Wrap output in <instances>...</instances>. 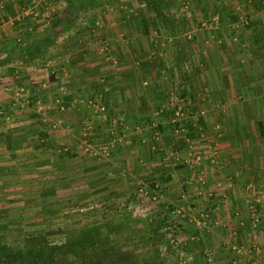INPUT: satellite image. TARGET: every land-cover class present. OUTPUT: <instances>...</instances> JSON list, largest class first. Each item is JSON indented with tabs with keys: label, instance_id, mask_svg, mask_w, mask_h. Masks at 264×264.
Here are the masks:
<instances>
[{
	"label": "crops",
	"instance_id": "obj_1",
	"mask_svg": "<svg viewBox=\"0 0 264 264\" xmlns=\"http://www.w3.org/2000/svg\"><path fill=\"white\" fill-rule=\"evenodd\" d=\"M37 1L40 14L33 18L27 12L22 16L19 0H0V170L15 172L31 161L35 140L46 134H53L51 142L65 141L64 136L58 138L55 131L47 130L42 114H47L50 122L67 117L72 121L79 116L86 96H94L98 104L117 112L105 120L108 138L102 143L104 147L99 146L111 154L106 167H120L126 160V168L145 171L147 160L143 154L150 142L146 129L154 125L144 127L148 119L141 120L145 116L140 111L155 101L157 96L147 98V91L155 89L158 94L157 89L163 85L159 72L163 66H157V72H145L144 68L143 74L135 66L137 61H144L148 51H144V39L133 33L131 21L125 20L124 24L129 35L135 36L132 41L140 40L141 48L135 43L134 47L128 45V39L113 38V18L109 14L101 19L87 17L83 24L60 18L69 5L79 4L82 8L89 5L88 0L84 4L80 0ZM216 9L221 15L218 25L201 35V68L196 78L200 90L197 85L192 92L200 93L198 103L204 109L198 117L200 134L190 126L181 141L174 138L170 143L163 139L165 130L159 126L157 144L163 143V151H171L173 159L161 162L159 157L154 165L167 166L166 171L179 165L175 184L185 180L181 187L188 189L187 198L193 204L202 202L205 207H195L199 211V207L204 208L201 214L212 217L198 239L206 248L203 253L211 251L213 264H264V205L258 214L249 209L256 197L264 196V0H218ZM244 18L249 28L239 24ZM160 23L151 22L156 26ZM136 24L138 32L143 33L149 19L139 18ZM212 39L217 40L214 49L208 48ZM160 46L158 57L167 53L171 56L161 42ZM130 65L132 68L126 69ZM145 78L150 80L148 88H143ZM22 87L27 94L17 95ZM67 106L72 109L66 110ZM1 109H5L3 113ZM68 121L58 134H69L72 126ZM116 121L127 138L120 148L112 150L108 139L116 134ZM94 130L90 142L99 135ZM262 217L254 227L253 222ZM234 244L240 255L230 252ZM197 254L194 252L192 263H206Z\"/></svg>",
	"mask_w": 264,
	"mask_h": 264
},
{
	"label": "rangeland",
	"instance_id": "obj_2",
	"mask_svg": "<svg viewBox=\"0 0 264 264\" xmlns=\"http://www.w3.org/2000/svg\"><path fill=\"white\" fill-rule=\"evenodd\" d=\"M80 1L84 4L87 0ZM88 1L89 5L84 4L82 8L79 4L69 5L60 18L83 24L87 17L100 16L101 19L109 14L113 18V38L128 39V45L134 47L137 44L141 48L140 40L132 41L135 36L129 35L124 24L129 20L133 24V33L145 41L144 51H148L143 62L137 61L133 65L142 71L141 74L144 68H147L145 72L150 69L157 72L156 67L163 66L159 71L163 85L157 89L158 94L155 89L147 91V98L157 96L155 101L145 104L140 111L145 116L141 120L148 119L143 122L144 127L154 125L146 129L150 132V142L146 152L142 153L148 161L147 168L145 165V171L133 170V166L126 168L123 164H127L126 160L121 163L123 165L119 164L120 167H106L111 154L99 146L104 147L102 143L108 138L105 120L117 112L98 104L94 96H86L79 116L72 121L67 117L62 118L63 121L59 118L50 122L46 119L47 114H42L41 120L48 126L47 130L55 131L58 138L64 136L65 141L61 144L56 140L51 142L53 134H46L35 140L31 161L21 164L15 172L14 169L0 170V246L6 248V252H0V264H23L28 250L42 251L34 264H193L194 252L199 253L201 261L206 259L202 264H213L210 247L203 253L206 248L201 247L202 242L198 239L212 217L201 214L205 207L202 202L193 204L187 198L188 189L185 191L186 188L181 187L185 180L175 184V169L179 165H172L166 171L167 166L162 168L164 165H154V162L159 157L161 162L173 159L171 151H163V143L158 142L161 147L157 150L159 126L165 130L163 139H169L170 143L175 139L181 141L179 139L190 126L194 133L200 134L198 117L204 109L198 103L200 93L192 92L197 85L200 90L196 78L201 68V35L203 37L205 30L212 32L221 16L216 9L218 0H153L160 14L138 0ZM25 12L21 7L22 16ZM139 18L149 19L143 33L137 29ZM155 20L161 23L152 25ZM239 24L244 29L250 26L245 18ZM212 40L208 48L214 49L217 40ZM160 42L169 49L171 56L164 49L167 55L158 57L157 50L162 48ZM212 49L209 50L215 58ZM113 63L117 64L115 58ZM130 68L131 65L126 66V69ZM143 81V88H148L150 80L145 78ZM152 91H155L154 95ZM100 107L104 109L100 110ZM11 108L14 110L11 106L9 110ZM70 109L72 106H67L66 110ZM67 119L72 132L58 134ZM91 121L93 124L88 123ZM173 124H176L174 129ZM114 125L112 131L116 134L108 139L112 150L120 148L127 138L125 129H119L118 121ZM93 128L99 135L92 137L90 142ZM141 175L144 178H139ZM195 205L202 206L199 207L201 211ZM263 205L264 201L261 204L252 202L249 209L258 214ZM178 209L183 210V216L176 214ZM261 219L263 217L254 221L253 226L256 227ZM156 221L165 223L157 226L154 225ZM85 237L92 244L89 249L79 253L71 248ZM234 246L238 249L237 244ZM230 250L234 252L232 246Z\"/></svg>",
	"mask_w": 264,
	"mask_h": 264
},
{
	"label": "trees",
	"instance_id": "obj_3",
	"mask_svg": "<svg viewBox=\"0 0 264 264\" xmlns=\"http://www.w3.org/2000/svg\"><path fill=\"white\" fill-rule=\"evenodd\" d=\"M138 1L146 2L157 14L158 13L160 14V12L158 10V6H156L154 4L153 0H138ZM164 223L165 222L156 221V222H154V225L157 224V226H160V225H163ZM91 245L92 244L90 242V239L85 237L84 240L75 243V246L74 247L71 246V248L75 249L76 252L81 253V252L85 251L86 248L89 249L91 247ZM0 252L1 253L6 252V248L3 246H0ZM41 256H42V251L28 250L24 254V260L22 261V263L23 264H34L37 262L38 259H40Z\"/></svg>",
	"mask_w": 264,
	"mask_h": 264
},
{
	"label": "built area",
	"instance_id": "obj_4",
	"mask_svg": "<svg viewBox=\"0 0 264 264\" xmlns=\"http://www.w3.org/2000/svg\"><path fill=\"white\" fill-rule=\"evenodd\" d=\"M20 3H21L22 8L27 12V15H29L33 18H37L39 16L40 9H39V3L37 0H20ZM17 93H18L17 95L25 94V93L27 94V91L25 90V88L22 87V88H19L17 90ZM103 109H104L103 107H100V110H103ZM174 127H176V124L172 125V129H174ZM174 131L177 132V130H174ZM263 199H264V196L262 195V196L256 197L253 201L261 204ZM251 207H253V206H251ZM176 214L179 216H183L184 213H183L182 209H178V210H176ZM232 249L235 252H237L238 254L241 253L240 249L239 248L237 249L236 246H234V247L232 246Z\"/></svg>",
	"mask_w": 264,
	"mask_h": 264
}]
</instances>
